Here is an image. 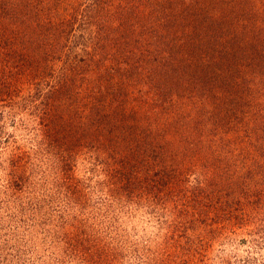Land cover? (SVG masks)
I'll return each instance as SVG.
<instances>
[{
  "label": "rangeland",
  "instance_id": "rangeland-1",
  "mask_svg": "<svg viewBox=\"0 0 264 264\" xmlns=\"http://www.w3.org/2000/svg\"><path fill=\"white\" fill-rule=\"evenodd\" d=\"M0 37V264H264V0H0Z\"/></svg>",
  "mask_w": 264,
  "mask_h": 264
},
{
  "label": "trees",
  "instance_id": "trees-1",
  "mask_svg": "<svg viewBox=\"0 0 264 264\" xmlns=\"http://www.w3.org/2000/svg\"><path fill=\"white\" fill-rule=\"evenodd\" d=\"M4 36V35H3ZM0 38H3V37H0ZM4 39H6V38H4ZM0 42H1V40H0ZM3 42H5V41H3ZM69 84H70V82L69 83H66V84H62V85H60V88H49L50 90H56V93H58L59 91H60V89H62L61 91H63V88L66 90V88L67 87H69ZM51 87V86H50ZM60 91V92H61ZM51 93V92H50ZM49 93V94H50ZM99 119V118H98ZM95 122V121H94ZM112 124H114L115 125V127H120V124L119 123H112ZM95 125V127L97 128V129H101V128H104L105 129V125H104V123L102 122V120L101 119H99V122L98 123H93V126ZM113 125V126H114ZM94 127V129H96ZM119 134H118V132L116 133V136H118ZM104 140H103V138H102V136H97V137H95L94 138V142H96V143H101V142H103ZM103 146V145H102ZM137 157V154L135 155V158ZM117 157L116 156H114L113 157V159H116ZM138 159V158H137ZM136 159V161H138L139 162V164L136 166L137 168H146V169H150V163H152V161H150L149 160V158H144V159H142L141 157H139V159L137 160ZM155 164H156V162H154ZM164 168V169H163ZM162 169H160L159 171H157V174H160V177L158 178V179H155V181L156 182H161V184L162 185H166L168 182H169V180H172L173 179V177L175 176V175H172L171 174V170L170 169H166L165 167H163ZM152 169H154V168H152ZM149 171V170H148ZM148 171L147 172H145L144 173V175L145 176H147V173H148ZM168 172H169V174H168ZM148 179H152V177H151V170L149 171V173H148V177H147Z\"/></svg>",
  "mask_w": 264,
  "mask_h": 264
}]
</instances>
